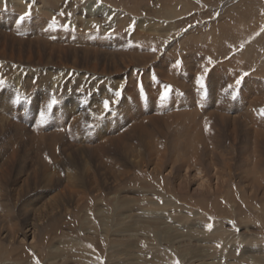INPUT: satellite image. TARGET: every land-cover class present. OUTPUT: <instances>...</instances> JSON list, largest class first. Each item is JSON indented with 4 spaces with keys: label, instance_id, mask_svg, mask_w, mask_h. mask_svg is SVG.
<instances>
[{
    "label": "rangeland",
    "instance_id": "obj_1",
    "mask_svg": "<svg viewBox=\"0 0 264 264\" xmlns=\"http://www.w3.org/2000/svg\"><path fill=\"white\" fill-rule=\"evenodd\" d=\"M89 1L0 0V264H264V0Z\"/></svg>",
    "mask_w": 264,
    "mask_h": 264
},
{
    "label": "snow or ice",
    "instance_id": "obj_2",
    "mask_svg": "<svg viewBox=\"0 0 264 264\" xmlns=\"http://www.w3.org/2000/svg\"><path fill=\"white\" fill-rule=\"evenodd\" d=\"M29 14H30V13L26 12V13H25V16H28ZM60 15H64V13L62 12V13H60ZM68 15H71V14L69 13ZM25 16H22L20 19L23 20V19L25 18ZM56 23H57V21H56V19H55V17H54L53 20H52V25L55 26ZM260 31H261V32H264V27H262ZM257 34H259V33H257ZM153 51H155V48H153ZM209 63H211V61H209ZM175 66H176L177 68H179V66H180V61H177V63H176ZM208 71H209V69L205 68V69H204V74L201 75V76H199V77L197 78V84H199L201 88L204 87V80H205V76L207 75ZM245 75H247V74H245ZM153 79H155V76H153ZM242 80H243V77H241L240 79H238V80L236 81L237 88H238L239 85L241 84V81H242ZM0 83H2V81H0ZM140 87H141V91H142V90H143V86L141 85ZM230 87H231V86H230ZM123 88H124V85L122 84L121 87H120V90H117V91L115 92L116 100H113V101H111V102H110L109 100H104V101H103L104 113H108V112H111V111H112V109H111V107H110V104H111V103H116V102L120 99V97H121V95H122V90H123ZM170 92H171V87H170V86H165L163 92H162L161 95H160V99H161V101L167 99V97H168V95H169ZM234 97H235V94H234ZM15 102H19V97H17V100H16ZM56 102H57V101H56L55 99H53V100L51 101V103L48 104V108H49V110H51L52 105L55 104ZM43 115H44V114L41 113V119H43ZM93 115H94V118H95V119H103V115H101V116H95V114H93ZM260 115L264 116V109H261V110H260ZM206 128H207V125H206ZM207 227H208L209 230H210L211 227H212V225H208ZM89 247H91V245H89ZM218 247H219V245H218ZM36 264H40V262H39L38 259L36 260ZM101 264H103V262H101ZM174 264H179V261H178V260L175 261Z\"/></svg>",
    "mask_w": 264,
    "mask_h": 264
},
{
    "label": "bare ground",
    "instance_id": "obj_3",
    "mask_svg": "<svg viewBox=\"0 0 264 264\" xmlns=\"http://www.w3.org/2000/svg\"><path fill=\"white\" fill-rule=\"evenodd\" d=\"M104 8V9H106L105 8V6L102 4H100L99 3V1L98 0H92V1H89V3H88V5L86 6V9H84V11H85V13L86 14H88V16H94V14L97 12V14L103 9L102 7ZM106 11V10H105ZM105 11H102V12H105ZM108 14L107 15H109L110 13L109 12H107ZM112 13V12H111ZM105 19V18H104ZM91 22H93V21H91V20H87V21H85V24H87V25H89V24H91ZM140 29V31L139 32H143V30H148V29H144L143 27H140L139 28ZM149 31V30H148ZM241 61V60H240ZM178 124H180V123H178ZM174 145V144H173ZM175 147V146H174ZM227 180V179H226ZM126 222V221H125ZM184 238V237H183ZM243 240V239H242Z\"/></svg>",
    "mask_w": 264,
    "mask_h": 264
}]
</instances>
